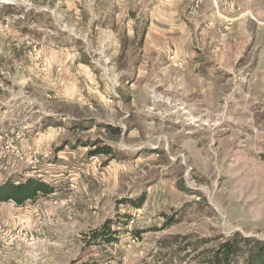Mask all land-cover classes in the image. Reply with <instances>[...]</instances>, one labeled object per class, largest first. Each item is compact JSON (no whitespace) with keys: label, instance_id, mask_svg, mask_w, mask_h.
<instances>
[{"label":"rangeland","instance_id":"374dc122","mask_svg":"<svg viewBox=\"0 0 264 264\" xmlns=\"http://www.w3.org/2000/svg\"><path fill=\"white\" fill-rule=\"evenodd\" d=\"M29 178L56 191L0 205V264H209L229 239L264 264V0H0V184Z\"/></svg>","mask_w":264,"mask_h":264},{"label":"trees","instance_id":"16d2710c","mask_svg":"<svg viewBox=\"0 0 264 264\" xmlns=\"http://www.w3.org/2000/svg\"><path fill=\"white\" fill-rule=\"evenodd\" d=\"M105 128L115 136H120L122 134V130L119 127L107 125ZM94 147H96V145ZM91 155L116 158L117 152L110 145H102L96 147ZM55 191L52 185L38 178H29L22 182L8 181L4 184H0V205L4 202L13 201L18 206H23L29 201H36L40 196L48 197L54 194ZM124 202L129 203L133 208L139 209L144 206L146 195L143 194L136 199H127ZM114 224H116V221L112 219L106 220L102 227L93 231V239H100L102 243L105 244L116 243L120 231L113 228ZM239 248L237 239L226 240L213 252L208 263L233 264L235 257L238 255ZM262 255H264V245L254 249L250 262L252 263L254 259H259Z\"/></svg>","mask_w":264,"mask_h":264}]
</instances>
